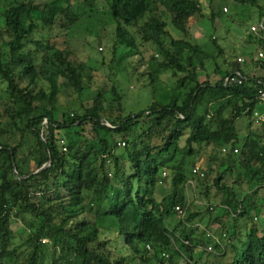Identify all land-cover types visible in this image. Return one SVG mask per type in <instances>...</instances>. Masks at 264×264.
<instances>
[{
	"label": "trees",
	"instance_id": "obj_1",
	"mask_svg": "<svg viewBox=\"0 0 264 264\" xmlns=\"http://www.w3.org/2000/svg\"><path fill=\"white\" fill-rule=\"evenodd\" d=\"M206 1L209 14L202 0H0V264H264V121L244 138L237 127L264 110V56L220 62L215 38L217 53L192 42L195 25L229 10ZM231 2L264 21V0ZM94 15L115 24L113 49L157 51V71L177 77L172 102L129 112L111 80L89 105L60 106L62 92L82 99L90 86L55 40ZM248 43L264 48V30L250 27ZM237 72L241 83L226 81ZM209 146L205 175L194 174ZM15 218L27 226L20 243Z\"/></svg>",
	"mask_w": 264,
	"mask_h": 264
},
{
	"label": "rangeland",
	"instance_id": "obj_2",
	"mask_svg": "<svg viewBox=\"0 0 264 264\" xmlns=\"http://www.w3.org/2000/svg\"><path fill=\"white\" fill-rule=\"evenodd\" d=\"M202 2L205 5V12L209 14L211 9L208 2L206 0H202ZM226 3L229 8L227 13L220 12L218 16H215V22L209 18L202 20L192 28L190 39L192 42L200 44L205 51L217 53L218 50L211 40L212 36V39L215 38L223 50L219 59L220 62L224 58L236 57L238 59L243 57L246 60L245 63H249L254 52L258 54L260 51L264 52V48L259 44L248 43V32L252 25L258 23L257 19L252 16L249 17V14L237 15L241 8H236L232 2L228 4V0H216L217 8H223ZM238 19L244 20L245 23L240 24ZM0 26H2L1 19ZM114 30L115 24L111 23L107 16L101 21L97 15H94L79 23L69 36L59 37L55 40V45L59 48L67 47L69 49L71 58L77 63H84L86 70L83 82L90 86V89H87L82 95V99L78 94L62 92L59 96L61 107L77 108L80 102L89 105L94 89L106 83L110 84L111 80L117 83L118 89L124 95L125 107L133 113L146 109L155 99L170 103L179 95L180 89L175 86L177 77H174L172 72L168 70L157 71V64L149 60L150 55L156 54L157 51L151 47L147 51L142 47L141 53L135 52L128 55L129 48L127 47L113 49ZM156 59L162 60L160 56H156ZM151 69L155 70V74L158 75L154 82L150 81L149 74H147ZM256 73L259 74L257 71ZM204 78L203 75L202 79ZM0 96H6L2 88H0ZM251 120L253 121V129L257 131L263 123L246 113L237 122L241 138L247 135ZM211 147H204L195 161V164L200 165L203 170L208 168L206 153ZM166 171V174L163 173V175L166 176L167 181L163 189L158 188L156 193L158 199H162L163 190L168 192L171 189L173 176L169 170ZM179 189L191 198L195 203L194 205H198V191L188 185V182H180ZM214 204H218V202ZM209 218V215L206 214V217L198 222L199 227H204ZM12 228L16 242L20 243L27 228L25 220L15 218L12 222Z\"/></svg>",
	"mask_w": 264,
	"mask_h": 264
},
{
	"label": "built area",
	"instance_id": "obj_3",
	"mask_svg": "<svg viewBox=\"0 0 264 264\" xmlns=\"http://www.w3.org/2000/svg\"><path fill=\"white\" fill-rule=\"evenodd\" d=\"M251 30L253 32H258V31L264 30V21H260L257 24L252 25ZM263 56H264V52L260 51L259 52V57H263ZM238 60H239V62H244L245 61V59L243 57H239ZM236 75H237V77H232V78L228 77L226 79V81L227 82L238 81L239 83H241L243 76L239 72H237ZM259 99H260V105L264 108V89H262L260 91ZM255 116L257 117L258 121H264V110H263V112L256 111L255 112ZM118 144L119 145H124L125 143L124 142H119ZM223 151L226 152V151H228V149L227 148H223ZM235 152H237V150H235ZM193 173L197 174V175H200V176H204L205 175V171L203 170L202 167H200V165H195L193 167ZM165 174H166V172H164V175ZM175 209H176L178 215L183 216L185 214V211H184L183 207H181L180 205H177L175 207ZM43 241L46 242V240H43ZM185 242L188 243L189 241L186 240Z\"/></svg>",
	"mask_w": 264,
	"mask_h": 264
},
{
	"label": "water",
	"instance_id": "obj_4",
	"mask_svg": "<svg viewBox=\"0 0 264 264\" xmlns=\"http://www.w3.org/2000/svg\"><path fill=\"white\" fill-rule=\"evenodd\" d=\"M51 164V161H49L47 164H45L42 168H40L39 170H37L36 172L40 171L41 169H43L44 167L48 166Z\"/></svg>",
	"mask_w": 264,
	"mask_h": 264
},
{
	"label": "crops",
	"instance_id": "obj_5",
	"mask_svg": "<svg viewBox=\"0 0 264 264\" xmlns=\"http://www.w3.org/2000/svg\"><path fill=\"white\" fill-rule=\"evenodd\" d=\"M258 73H259L258 75H263V74H264V71H260V70H259ZM262 122H263V121H262Z\"/></svg>",
	"mask_w": 264,
	"mask_h": 264
}]
</instances>
